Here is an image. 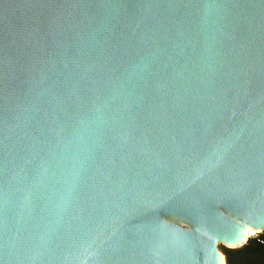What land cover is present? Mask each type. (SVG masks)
I'll list each match as a JSON object with an SVG mask.
<instances>
[{"label": "water", "instance_id": "water-1", "mask_svg": "<svg viewBox=\"0 0 264 264\" xmlns=\"http://www.w3.org/2000/svg\"><path fill=\"white\" fill-rule=\"evenodd\" d=\"M249 226L264 0H0V264H227Z\"/></svg>", "mask_w": 264, "mask_h": 264}, {"label": "trees", "instance_id": "trees-1", "mask_svg": "<svg viewBox=\"0 0 264 264\" xmlns=\"http://www.w3.org/2000/svg\"><path fill=\"white\" fill-rule=\"evenodd\" d=\"M226 253L227 264H264V243L256 238H251L243 246Z\"/></svg>", "mask_w": 264, "mask_h": 264}, {"label": "rangeland", "instance_id": "rangeland-1", "mask_svg": "<svg viewBox=\"0 0 264 264\" xmlns=\"http://www.w3.org/2000/svg\"><path fill=\"white\" fill-rule=\"evenodd\" d=\"M257 235L264 236V228H262L261 230H259V231L255 232V233L251 234V236H250L249 239L254 238V237H256ZM245 244H246V243H245ZM240 247H241V246H240ZM219 248H220V250L223 252L222 254H224V256H225V258H226V261H227V253H226V252H227L228 250H235V249H237V248H239V247H235V246H219Z\"/></svg>", "mask_w": 264, "mask_h": 264}, {"label": "bare ground", "instance_id": "bare-ground-1", "mask_svg": "<svg viewBox=\"0 0 264 264\" xmlns=\"http://www.w3.org/2000/svg\"><path fill=\"white\" fill-rule=\"evenodd\" d=\"M246 231H247V232H246V237H245V239L249 238V237L251 236V234L257 232V231H255L253 228H251L250 226L246 228ZM245 239H244V241H245ZM242 243H243V242H242Z\"/></svg>", "mask_w": 264, "mask_h": 264}]
</instances>
